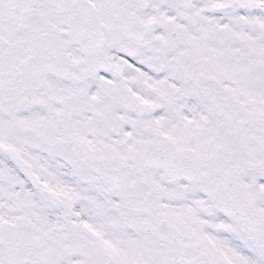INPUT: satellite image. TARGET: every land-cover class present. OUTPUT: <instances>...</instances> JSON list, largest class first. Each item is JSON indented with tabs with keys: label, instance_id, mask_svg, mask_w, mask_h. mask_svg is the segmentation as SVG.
<instances>
[{
	"label": "snow or ice",
	"instance_id": "1",
	"mask_svg": "<svg viewBox=\"0 0 264 264\" xmlns=\"http://www.w3.org/2000/svg\"><path fill=\"white\" fill-rule=\"evenodd\" d=\"M0 264H264V0H0Z\"/></svg>",
	"mask_w": 264,
	"mask_h": 264
}]
</instances>
